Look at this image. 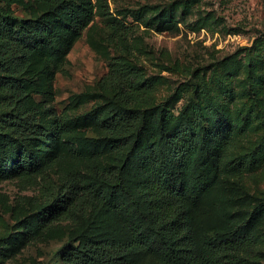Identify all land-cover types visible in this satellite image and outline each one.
<instances>
[{
	"label": "rangeland",
	"instance_id": "374dc122",
	"mask_svg": "<svg viewBox=\"0 0 264 264\" xmlns=\"http://www.w3.org/2000/svg\"><path fill=\"white\" fill-rule=\"evenodd\" d=\"M94 15L58 65L39 54L27 74L41 111L57 110L75 124L57 148L44 151L54 163L49 176L68 173L91 178V151H101L105 166L117 162L93 113L109 107L99 88L113 57L152 78V90L135 105L166 107L177 118L212 107L233 122V157L253 161L241 181L209 174L192 204L199 241L212 232L239 225L259 237L264 264V0H93ZM0 9L18 17H38L35 0H0ZM165 105V106H164ZM204 110V109H203ZM47 155V156H46ZM41 184L26 178H0V264H50L67 241L84 234L129 236L125 218L109 205H96L82 220L61 221L32 244L21 241L24 223L45 196ZM135 264H162L155 252H133Z\"/></svg>",
	"mask_w": 264,
	"mask_h": 264
},
{
	"label": "trees",
	"instance_id": "16d2710c",
	"mask_svg": "<svg viewBox=\"0 0 264 264\" xmlns=\"http://www.w3.org/2000/svg\"><path fill=\"white\" fill-rule=\"evenodd\" d=\"M35 1L44 7L38 17L0 9V178L48 184L21 241L32 244L56 223L82 220L103 203L125 218L129 236L85 233L79 243L69 239L50 264H135L134 251L155 252L162 264H256L261 251L250 218L199 241L192 212L210 173L241 181L253 166L232 155L233 122L212 107H186L175 118L163 106L135 105V97L154 82L120 57L111 59L99 80L100 90L110 95L109 107L93 113L117 162L105 166L101 151L92 149L88 181L79 173L61 180L49 176L51 153L75 124L55 109L41 111L27 74L39 54L61 65L91 22L94 1Z\"/></svg>",
	"mask_w": 264,
	"mask_h": 264
}]
</instances>
